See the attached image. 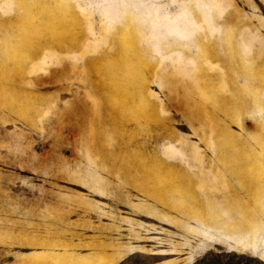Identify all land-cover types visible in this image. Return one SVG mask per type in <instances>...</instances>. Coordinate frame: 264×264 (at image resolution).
<instances>
[{"label":"rangeland","instance_id":"1","mask_svg":"<svg viewBox=\"0 0 264 264\" xmlns=\"http://www.w3.org/2000/svg\"><path fill=\"white\" fill-rule=\"evenodd\" d=\"M0 264H264V0H0Z\"/></svg>","mask_w":264,"mask_h":264}]
</instances>
